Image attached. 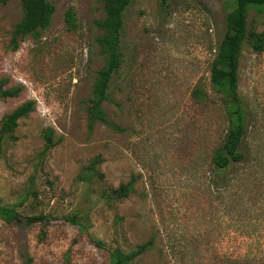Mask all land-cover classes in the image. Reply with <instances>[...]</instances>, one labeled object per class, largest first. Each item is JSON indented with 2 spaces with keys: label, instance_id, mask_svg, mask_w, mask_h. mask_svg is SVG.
Returning <instances> with one entry per match:
<instances>
[{
  "label": "rangeland",
  "instance_id": "374dc122",
  "mask_svg": "<svg viewBox=\"0 0 264 264\" xmlns=\"http://www.w3.org/2000/svg\"><path fill=\"white\" fill-rule=\"evenodd\" d=\"M51 26L38 39L11 43L23 15L19 0L0 3V80L21 87L0 98L2 118L27 101L17 140L0 157V264H110V254L153 246L130 264H230L264 258V51L245 42L239 95L247 123L250 163L232 167L221 185L213 154L229 120L210 67L227 31L232 0H134L124 18V64L103 108L121 130L88 127L87 108L105 63L104 0H50ZM73 8L77 29L68 30ZM248 24L264 32V8ZM202 90L204 97L195 98ZM54 143L47 147L46 136ZM99 158V160H97ZM93 174L88 175V169ZM133 183V192L106 202L104 194ZM43 215L44 221L28 218ZM77 216V223L65 217ZM264 264V262L262 263Z\"/></svg>",
  "mask_w": 264,
  "mask_h": 264
},
{
  "label": "trees",
  "instance_id": "16d2710c",
  "mask_svg": "<svg viewBox=\"0 0 264 264\" xmlns=\"http://www.w3.org/2000/svg\"><path fill=\"white\" fill-rule=\"evenodd\" d=\"M12 0H0L1 4H7ZM23 15L15 25L11 43L16 49L21 40L27 37L38 39L42 32L47 30L51 24L56 8L50 0H19ZM134 0H104L105 16L102 20L95 21V25L101 31L100 37L96 39L100 53L105 63L98 71L97 78L93 84L89 106L87 108L88 127L92 129L95 124L100 123L115 130H121L111 122L103 108L104 103L117 104L112 95V88L119 71L124 64L123 38L124 18L128 8ZM162 7L168 5L169 0H159ZM233 9L226 18L227 31L219 43L215 57L210 67V81L212 88L223 96L224 110L229 120V127L222 144L213 154V164L218 176L217 183L224 185L232 181L229 176L232 167H238L250 163L251 152L244 147L247 130L246 111L239 95V66L243 46L249 42L252 50L256 53L264 51V32H259L248 24L249 12L252 8H264V0H232ZM68 30L77 29L76 13L70 8L65 15ZM7 80H0V98H14L21 92V87L4 88ZM195 98L204 97L202 90L194 92ZM35 111V102L27 101L12 112L6 114L0 125V157L4 151L6 140H17L15 130L22 118L28 117ZM47 147H53L54 143L50 134L46 136ZM99 160V158H97ZM93 174V168L88 169V175ZM133 192V183L121 184L117 189L104 194L106 202L119 201L127 198ZM0 217L7 223H21L22 218L12 207L0 206ZM43 215L28 218L32 221H44ZM70 223H77L78 217H65ZM153 246L149 240L129 253L121 250L110 254V264H130L132 261L145 254ZM262 260L245 258L232 260L230 264H262Z\"/></svg>",
  "mask_w": 264,
  "mask_h": 264
}]
</instances>
